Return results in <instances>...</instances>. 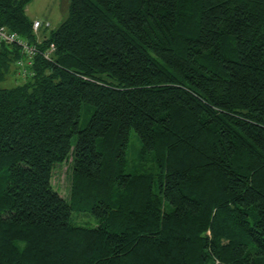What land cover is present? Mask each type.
Segmentation results:
<instances>
[{"label": "trees", "instance_id": "1", "mask_svg": "<svg viewBox=\"0 0 264 264\" xmlns=\"http://www.w3.org/2000/svg\"><path fill=\"white\" fill-rule=\"evenodd\" d=\"M29 2L0 0L36 49L0 41V264H264V0H70L42 37Z\"/></svg>", "mask_w": 264, "mask_h": 264}, {"label": "rangeland", "instance_id": "2", "mask_svg": "<svg viewBox=\"0 0 264 264\" xmlns=\"http://www.w3.org/2000/svg\"><path fill=\"white\" fill-rule=\"evenodd\" d=\"M69 3L70 0H30L25 7V11L31 20L38 18L43 23L38 32L40 34L39 37L49 34L50 30L56 29L66 19ZM22 81L23 78L17 74V67L12 64L5 78L0 81V87H13ZM88 115V111L82 113V126L88 119ZM135 152L136 148H131L130 155H132V158L135 157ZM52 173L51 184L58 191L59 195L68 199L71 176L69 163L63 162V164L55 166ZM73 216L75 223L86 226L95 224V219L89 214L73 212Z\"/></svg>", "mask_w": 264, "mask_h": 264}, {"label": "built area", "instance_id": "3", "mask_svg": "<svg viewBox=\"0 0 264 264\" xmlns=\"http://www.w3.org/2000/svg\"><path fill=\"white\" fill-rule=\"evenodd\" d=\"M41 25H42V22L39 19L33 20V26H32L33 32L34 33L37 32V30L39 29ZM0 41L8 45H11V44L14 45L15 43L20 46L21 53L23 55H26V60L19 59L16 61V64L20 67L19 73L24 75L27 69V66L25 65L31 63V58L33 54L36 52V49L31 44H28L26 40L21 38L17 33L8 32L4 26H0ZM52 48H53V44L51 45L49 50H51ZM44 54L46 58L49 56L48 52Z\"/></svg>", "mask_w": 264, "mask_h": 264}, {"label": "crops", "instance_id": "4", "mask_svg": "<svg viewBox=\"0 0 264 264\" xmlns=\"http://www.w3.org/2000/svg\"><path fill=\"white\" fill-rule=\"evenodd\" d=\"M35 19H38V18H35ZM35 19H34V20H35Z\"/></svg>", "mask_w": 264, "mask_h": 264}]
</instances>
